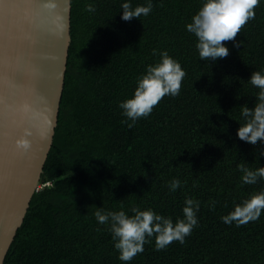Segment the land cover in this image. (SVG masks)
Returning a JSON list of instances; mask_svg holds the SVG:
<instances>
[{"label":"trees","instance_id":"obj_1","mask_svg":"<svg viewBox=\"0 0 264 264\" xmlns=\"http://www.w3.org/2000/svg\"><path fill=\"white\" fill-rule=\"evenodd\" d=\"M86 2L70 0L52 143L3 264H264V209L242 224L219 219L264 187V180L240 181L236 164L256 167L259 146L235 137L239 105L251 106L258 91L247 78L264 68V0L241 25L240 44L222 41L228 54L214 62L200 60L195 37L184 28L201 0H153L146 16L128 21L120 19L121 0H94V12ZM153 48L167 49L185 75L177 95L161 97L128 128L117 101L131 95L144 65L159 58ZM174 176L183 183L170 192L166 181ZM186 195L200 207L184 242L156 249L149 238L127 262L93 216L95 206L127 212L136 205L174 220Z\"/></svg>","mask_w":264,"mask_h":264},{"label":"clouds","instance_id":"obj_2","mask_svg":"<svg viewBox=\"0 0 264 264\" xmlns=\"http://www.w3.org/2000/svg\"><path fill=\"white\" fill-rule=\"evenodd\" d=\"M258 0H201L200 6L184 23V28L194 37V47L200 60L216 61L228 54V46L222 41H232L233 46L240 44L235 37L241 25L254 16V6ZM153 0L133 4L132 0H121L120 19L128 21L141 15L146 16L152 9ZM89 12L95 11L94 0L84 5ZM153 55L158 59L144 65V71L135 78L131 95L117 101V107L124 119L121 121L131 128L138 118L147 116L153 106L165 95L175 96L180 91L181 80L185 75L180 62L168 54L167 49L153 48ZM248 82L258 88L255 102L239 105L241 123L235 129V137L248 144L259 146L255 159L256 167H249L246 161L238 162L240 181L255 184L264 180V164L258 163V157H264V68L252 70ZM20 149H27L29 140L22 135L16 140ZM183 183L178 177L166 181L170 192ZM214 203V201H213ZM211 206V205H209ZM200 201L190 195L184 197L181 215L173 218L154 211L151 207L140 208L132 205L126 212L123 207L116 210L96 207L93 211L95 220L105 225L111 234L112 246L117 250V258L127 262L138 252H142L149 238L153 247L162 249L172 240L184 242L192 228L197 224L196 212ZM264 209V187L250 193L235 203L231 210L219 219L225 224H242L256 220ZM129 212L131 214H129Z\"/></svg>","mask_w":264,"mask_h":264},{"label":"water","instance_id":"obj_3","mask_svg":"<svg viewBox=\"0 0 264 264\" xmlns=\"http://www.w3.org/2000/svg\"><path fill=\"white\" fill-rule=\"evenodd\" d=\"M69 44L70 0H0V264L40 187Z\"/></svg>","mask_w":264,"mask_h":264}]
</instances>
